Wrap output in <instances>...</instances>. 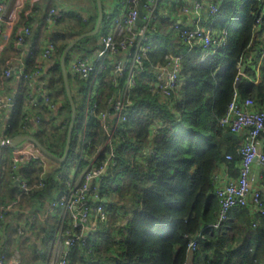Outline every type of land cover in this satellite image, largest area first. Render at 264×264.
<instances>
[{
	"label": "trees",
	"instance_id": "trees-1",
	"mask_svg": "<svg viewBox=\"0 0 264 264\" xmlns=\"http://www.w3.org/2000/svg\"><path fill=\"white\" fill-rule=\"evenodd\" d=\"M85 1L92 5L87 18L83 19L77 12L67 13L56 22L51 33L55 52L46 69L45 90L57 106L56 116L64 125L63 132L57 134L51 123L52 116L45 108L40 107L36 114L43 121L33 137L58 158L64 154L71 119L60 57L76 38L93 31L98 17L96 1ZM53 6L54 0H41L20 10L16 30L23 24L31 27L24 49L34 50V55L24 58L27 72L34 69L45 17ZM218 7L212 24L216 31L226 33L225 46L203 60H200L203 51L198 46L186 52L181 62L182 84L169 101H163L150 91L146 82L138 80L142 77L150 79V65L162 63L166 54L185 52L186 48L178 43L169 29L174 10L168 9L152 23L149 35L155 47L144 62L145 74L136 79V86L130 93V121L116 136H122V139L113 143V164L99 183L100 195L110 213L108 221L99 224L88 236L87 242L93 247L89 257L81 256L80 243L75 245L71 264H188L189 257H192L191 264H264V216L252 215L247 207L235 208L227 221L215 227L219 204L214 195L215 175L219 168L229 164L230 167L236 166L238 171L241 138L225 137L228 130L218 125L234 92L264 108V75L262 81L254 86L255 73L251 68L240 74L241 66L253 50L261 53L259 45L263 43L252 42V39L255 29L264 28V15H261L262 5L255 0H220ZM208 23L209 20L203 22L205 25ZM13 47L14 34L0 60V78L5 62L14 52ZM79 49L84 51L82 55H71L78 52L73 50ZM99 49L98 37L81 39L70 50L66 65L74 56L91 57ZM260 72L264 74V66ZM67 77L76 107L67 159L64 163L56 162L57 167L51 169L43 187L32 188L22 198L20 209L46 212L48 203L64 192L69 171L62 173L64 168L66 170L63 165L71 160L73 149L76 154L71 161L74 168H78V174L87 165L83 151L95 155L96 164L105 160L109 152L108 148L99 149L106 141L101 127L91 120L84 125L86 102L83 107L79 105V109L72 92L73 89L84 95L85 86L86 98L88 83L73 78L68 72ZM15 80L16 75L3 82L0 79V84H12L17 89L13 85ZM16 91L17 108L8 123L10 127L0 133V140L12 139L22 133L20 124L28 87L20 84ZM116 93L117 89L110 80L102 84L96 96L99 112L107 109L108 100ZM153 127L156 131L151 139ZM228 155L232 158L230 161L226 160ZM9 157L10 150L3 148L0 157V207L12 202L16 195L10 185ZM41 171V167L30 161L20 168L22 177L30 186L34 185ZM24 217L13 213L2 221L5 234L0 239V254L8 256L17 249L22 264H42L58 220L47 217L42 222L36 221L29 229L30 234L20 240L13 224L25 221ZM198 235L203 238L198 239ZM192 241H196L194 250L189 247ZM41 250L44 252L40 253Z\"/></svg>",
	"mask_w": 264,
	"mask_h": 264
},
{
	"label": "built area",
	"instance_id": "built-area-1",
	"mask_svg": "<svg viewBox=\"0 0 264 264\" xmlns=\"http://www.w3.org/2000/svg\"><path fill=\"white\" fill-rule=\"evenodd\" d=\"M139 1L122 0L119 14L114 15V10L105 13L104 22L113 21V24L112 28H107L108 24H101L102 32L100 28L98 33L100 49L91 57L74 56L66 65V71L73 78L88 83L84 125L89 124L90 120L94 121L105 133L106 141L99 148L101 150L108 148L109 152L105 160L96 164L95 155L83 151V160L87 165L80 175L78 168L70 169L64 182L66 189L59 197L48 203L47 211L31 212L26 208H19L22 198L28 195L32 188L43 187L51 169L56 168L57 164L45 157L31 142H24L15 148H7L10 150V185L16 195L12 202L0 207V239L5 234L2 221H5L10 214L20 213L25 216L26 222L19 221L13 224L15 234L20 240H23L26 234H30L29 229L36 221L42 222L47 217L57 218V226L50 237L48 248L45 252L43 250L40 252L46 253L42 264H71L72 250L77 243L81 244L79 247L81 256L89 257L93 247L87 242L88 236L95 232L99 224L108 221L110 213L107 211L104 198L100 195L99 183L113 164L114 142L122 139V136L120 138L116 136L130 121V93L136 86V79L145 74L144 62L155 47L149 35V30L154 25L152 23L162 14H166L168 9L174 10V19L169 24V29L178 43L186 48L185 52L166 54L162 63L150 65L151 77L147 79L146 84L150 91L163 101H169L182 84L181 62L186 52L198 46L203 51L200 58L203 60L226 44V33L216 31L212 24L220 0H145L141 9L142 24L138 25L136 23L139 19ZM255 1L262 5L261 15H264V0ZM17 4V9L5 18V4L0 0V60L19 19L21 5L18 1ZM67 13L65 9L56 5L47 12L45 29L32 72H27L24 67V58L34 55V50L24 49L25 39L31 34V27L23 24L15 31L14 52L5 62L0 79L3 82L16 75L14 86L17 89L13 88L12 93L3 94L4 87L0 84V133L10 127L8 123L17 108L16 90L20 84L28 87L20 135L33 137L38 131V126L43 121L42 117L36 115L40 107L51 114V123L57 134L63 132L64 125L56 116L57 106L45 90V78L48 63L55 52L51 33L56 22ZM208 20V24H203ZM260 20L259 18L256 21L257 26ZM107 80H110L111 85L117 89V93L108 100L107 109L99 112L96 96ZM218 125L240 137L241 144L238 149L237 177L228 180L225 184L214 186V195L219 204L215 227L227 221L230 212L235 208L247 207L252 215L264 216V201L258 191H252L250 188L253 164L257 162L264 169V153L258 149V138L264 133V108H256L251 99H242L237 92H234ZM155 131L153 127L150 131L151 139ZM148 152L150 153V148ZM231 159L230 155L226 156L227 161ZM28 161L42 168L32 186L20 173V168ZM197 238L202 239L203 236L198 235ZM189 247L194 250L196 241L190 242ZM0 264H22L20 252L15 249L8 256L0 254Z\"/></svg>",
	"mask_w": 264,
	"mask_h": 264
},
{
	"label": "crops",
	"instance_id": "crops-1",
	"mask_svg": "<svg viewBox=\"0 0 264 264\" xmlns=\"http://www.w3.org/2000/svg\"><path fill=\"white\" fill-rule=\"evenodd\" d=\"M5 4V13L4 17L6 18L11 12L15 11L18 7V3H20L21 8L29 5L32 6L35 2L41 1V0H1ZM83 0H54V3L56 6H60L63 9H65L68 13H79L85 18H87V15L89 16V13L92 12V5L90 3L86 2L83 5H78V3H81ZM110 0H102V6H103V12L104 7L109 10L110 7ZM83 8V9H81ZM106 10V11H107ZM105 13V12H104ZM21 14V11L19 13V16ZM16 24L14 27V30L12 31L8 42L11 43L13 39V34L16 30ZM252 42H258L263 43L262 45H259V50L261 53H258L257 51L252 52L250 57H248L245 61V63L241 66L244 67L242 74L246 71L247 68H251L253 72L255 73V78L252 80L254 86H257L262 81L263 73L260 72V68L264 66V28L260 30L259 28L254 30L253 39ZM245 75V74H244ZM14 85V84H13ZM4 91L3 94H9L13 92V86L12 84L4 83L3 84ZM263 91H264V84L262 85ZM261 107V106H260ZM264 107V106H263ZM256 108H259L256 106ZM233 138V137H232ZM235 138H238V136H235ZM258 149L260 152L264 153V133H262L258 138ZM238 171L236 166L230 167L229 164L222 165L219 170L216 172L215 180L217 184H225L230 179H235L237 177ZM250 188L252 191H258L261 195V198L264 201V169L260 167V165L255 162L251 169L250 174ZM233 210L230 212L229 216L232 214ZM229 219V217H228ZM192 257H189L188 264H191Z\"/></svg>",
	"mask_w": 264,
	"mask_h": 264
},
{
	"label": "water",
	"instance_id": "water-1",
	"mask_svg": "<svg viewBox=\"0 0 264 264\" xmlns=\"http://www.w3.org/2000/svg\"><path fill=\"white\" fill-rule=\"evenodd\" d=\"M96 1V7H97V12H98V17H97V21L96 24L94 26L93 31H91L88 34L82 35L79 38H76L73 42H71L67 48L63 51L61 57H60V69H61V74H62V78H63V83H64V88H65V93H66V97L68 100V103L70 105L71 108V119H70V123L68 126V132H67V140H66V145H65V150H64V154L61 158L56 157L55 155L51 154L49 151H47L34 137L29 136V135H20L17 136L11 140H0V157H1V151L3 148H15L17 146H19L20 144L24 143V142H31L33 143L36 148L47 158H49L50 160H53L55 162H60V163H64L67 159L68 156V152H69V146H70V142L72 139V135H73V131H74V125H75V119H76V107H75V103L73 101L72 98V94H71V90H70V85H69V81H68V77H67V71H66V59L67 56L70 52V50L73 49V47L76 45L77 42H79L81 39H84L86 37H92L95 36L99 33L101 24L103 22L104 19V12H103V6H102V1L101 0H95ZM145 2V0H140L138 3V12H139V19L137 21L136 24H142V21L140 20V17L142 15V4ZM244 67L240 68V72L242 73ZM225 137H233L235 138V135L229 132L225 133Z\"/></svg>",
	"mask_w": 264,
	"mask_h": 264
},
{
	"label": "rangeland",
	"instance_id": "rangeland-1",
	"mask_svg": "<svg viewBox=\"0 0 264 264\" xmlns=\"http://www.w3.org/2000/svg\"><path fill=\"white\" fill-rule=\"evenodd\" d=\"M110 1H111V3H110L109 10H107L108 7L107 8L104 7V12L108 13V12H110V11L112 12L114 10V15L119 14L120 11H121V1L122 0H110ZM83 4H85L84 0L81 1V3H78V5H83ZM103 24H108L107 28H112L113 21H105V22H103ZM166 28H167V25H166ZM100 32H102V28H101ZM98 36H99V34L95 35L94 37L97 38ZM73 51H78V52H73L71 55H73L75 53H77L79 55H82V53L84 52V51H82L80 49L79 50H73ZM147 79H148L147 77H144V78L142 77L138 81L140 83H145L147 81ZM72 92L76 96L77 106L79 107V105H80V106L83 107L85 99H86L84 97V96H86V88H85V86H84V91H83L84 95L82 93L77 92L76 90H73V89H72ZM79 109H80V107H79ZM75 154H76V150L73 149V153L71 154V157H72L71 160H74ZM71 160H68V162L63 165V167H66V170L64 168L62 170V173L67 174L70 169L74 168V166H73L74 162H72ZM78 175H80V173Z\"/></svg>",
	"mask_w": 264,
	"mask_h": 264
}]
</instances>
